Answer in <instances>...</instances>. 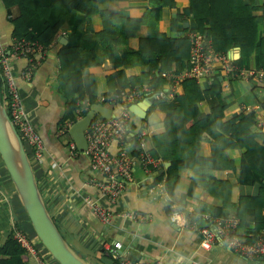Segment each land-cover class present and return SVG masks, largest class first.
I'll list each match as a JSON object with an SVG mask.
<instances>
[{"label": "crops", "instance_id": "crops-1", "mask_svg": "<svg viewBox=\"0 0 264 264\" xmlns=\"http://www.w3.org/2000/svg\"><path fill=\"white\" fill-rule=\"evenodd\" d=\"M252 1L255 7L264 4V0ZM188 4V0H175L172 7L162 9L156 29L152 25L149 28L146 24H142L134 36L126 39L124 35L132 30V21L142 19L149 11V0H110L99 4L98 13L91 18L89 25L91 29L86 30L84 24H80L77 28L81 38L84 39L83 50L78 53L81 54L83 61L85 57H91L89 50L92 49L91 58L94 63L76 74L74 97H78L82 92L83 98L75 102L73 121L67 120L61 123L67 108L71 107V102L65 97V92L58 87L57 80L58 52L73 38L67 23L55 35L46 50L45 58L35 66L29 77L23 74L28 66L27 58L19 57L10 61L24 109L43 144L40 159H33L32 163L40 194L67 244L85 259L92 260L99 258L102 253H108L104 250L106 244L113 247L114 243H120L121 248L116 251L119 259L113 258L119 264L121 259L142 263H150L157 259L179 263L193 259L203 264H264L262 258L251 260L242 258L222 244H215L207 250L203 249L201 238L196 231L181 228L169 221L171 207L181 209L184 215L191 214L194 219L197 218L200 226H206L204 216H238L239 235L248 243L256 241L264 233V207H261L260 201L255 203L256 208H260L255 215L251 209L248 210L247 204L251 203L246 199H258L262 193V184L239 181L243 148L226 149L220 162L227 165L211 169L206 176L209 179L205 178L202 183L192 184L190 169L179 170V182L172 195L165 190V176L160 182L153 184L157 176L165 173L168 163L145 169L135 159L132 166V180L114 203H109L101 197L96 183L102 181L104 177L90 169L85 153L77 150L71 154L69 149V142H74L69 134L70 127L80 120L91 105L107 106L103 101L104 97L137 89L141 92L138 100L121 106L130 112L129 107L132 105L139 103L142 106L146 105L144 102L149 97L144 90L156 92L149 85L152 68L147 63L135 62L138 57H134V63L126 65L129 61H125L124 53L137 52L141 50V45L151 49V41L146 38L148 34L156 32L171 39L185 38L189 42L187 34L195 30V22L193 18L184 14ZM15 13L16 8L12 7L8 15L0 0V37L5 44H10L13 38L14 26L10 19ZM261 13L260 10H255L252 14L260 16ZM259 37L264 39L262 27H259ZM107 47L114 50L113 58L117 62L116 66L109 58ZM228 52L232 53L234 61L240 60L239 47L231 48ZM235 65L244 69L263 70L257 66L254 54ZM171 67L174 69V64ZM162 73H173V71L160 73L162 83L159 90H169V82L162 77ZM143 75H147L146 82L131 84L130 79L137 82V79ZM213 77H218L221 81V95L225 104L222 121L233 119L241 113H251L255 117V122L250 131L258 136L264 134L256 126L258 121H264V88L254 80L235 77L220 70L219 67L214 68ZM0 78L2 81L1 75ZM196 82L201 89L210 85L206 80ZM1 84L0 95L3 100L5 96L3 81ZM181 90L182 83L177 85L174 91L181 93ZM149 101L150 105L147 106L145 114L147 118L144 122L130 112L133 117V128H131L143 127L146 131L147 149L150 148V138L163 132L165 116L157 105H153L152 100ZM114 110L118 112L119 108L114 107ZM199 110L208 114L207 102L199 103ZM64 127H68L67 133L61 134ZM255 139L258 143H262L260 136ZM128 143L131 145L128 153L134 156L135 143L132 135ZM109 149L111 153H117L118 144L112 142ZM211 153L210 143L201 142L199 155L208 158ZM0 162H2L1 158ZM206 182L228 183L231 185V192L227 197L226 192L221 188H216L214 185L205 187ZM86 199L106 206L113 213L133 211L144 216L145 219L135 221L115 215L110 223H101L85 204ZM20 222L24 224V228ZM12 223L16 227L20 226L21 229L18 228L27 236H29L28 228L33 231L5 168L0 166V244L11 231ZM34 238H36L35 234L31 239L34 241ZM37 246L46 264H58L48 252L42 251L40 246Z\"/></svg>", "mask_w": 264, "mask_h": 264}, {"label": "trees", "instance_id": "trees-1", "mask_svg": "<svg viewBox=\"0 0 264 264\" xmlns=\"http://www.w3.org/2000/svg\"><path fill=\"white\" fill-rule=\"evenodd\" d=\"M1 1L8 15L12 7L16 8V13L10 19L14 26L12 36L19 39L36 40L45 50L62 26L66 23L69 26L73 38L58 52L57 80L58 87L65 92V97L71 102V107L67 108L61 123L67 120L73 121L75 102L83 98L82 92L78 97H74L76 74L94 63L91 58L93 57L92 49L89 50L91 57H85L83 61L81 54L78 53L83 50L84 39L81 38L77 28L80 24H84L86 30L91 29L89 26L91 18L98 13L99 4L110 0ZM188 1L189 4L184 14L193 18L195 22V30L192 31L209 39L215 52L227 53L231 48L239 47L241 58L234 61L235 63H241L243 59H248L251 54H254L257 66L264 70V39L259 37V27L264 28V4L255 7L252 0L248 2L247 0ZM174 4L175 0H149V11L142 19L132 21V30L125 33L124 39L134 36L142 24H146L149 28L152 25L156 29L162 9L172 7ZM255 10H260L261 15H253ZM146 39L151 41V49L141 45V50L137 52H125L124 59L129 61L126 65L134 63V57H138L135 62L149 64L152 68L149 85L154 91H158L162 83L161 71L178 73L189 67V42L185 38H167L158 32L148 34ZM107 53L112 64L116 66L117 62L113 58L114 50L107 47ZM172 64H174V69L171 67ZM146 79L147 75H143L137 79V82H133L134 79L130 81L131 84H137L146 82ZM1 82L0 78V84ZM221 92V81L218 77H213L210 85L205 89H201L194 79H186L182 81L181 93H175L171 99L153 101V105H157L165 114L164 130L150 138L148 150L153 158L169 164L165 168V173L157 176L153 184L160 182L165 176V190L172 195L179 182V170L190 169L193 177L192 184L202 183L205 178L209 179L206 176L209 175L211 169L227 165L220 162L226 149L243 148L239 181L262 184V193L258 199H246L251 203L247 204L248 210L251 209L257 215L260 208H256L255 203L260 201L261 207H264V134L259 135L262 143H258L255 138L259 136L250 131L255 122V117L251 113H241L233 119L222 121L225 104ZM203 101L209 106L208 114L199 110V103ZM146 118L142 121L144 122ZM203 141L210 143L211 146L212 153L208 158L199 155V146ZM24 147L30 159L31 152L25 144ZM209 185L221 188L226 192L227 197L231 192V185L228 183H205V187L208 188ZM189 194L190 192L187 195ZM236 217L239 219L238 216ZM52 220L56 225L53 218ZM56 227L60 232L57 225ZM31 234L34 235L33 231ZM62 237L64 238L63 235ZM76 254L90 264H119L110 253H102L99 258L92 260L85 259L79 253ZM28 262V254L13 239L12 230L9 231L3 243L0 244V264H27Z\"/></svg>", "mask_w": 264, "mask_h": 264}, {"label": "built area", "instance_id": "built-area-1", "mask_svg": "<svg viewBox=\"0 0 264 264\" xmlns=\"http://www.w3.org/2000/svg\"><path fill=\"white\" fill-rule=\"evenodd\" d=\"M189 39V67L179 73H162V77L169 82V90H158L152 92L144 90L146 96L152 101L172 98L175 94V87L186 79L211 81L213 70L219 67L225 73L245 80H254L264 88V71L254 69H244L235 65L232 53H217L212 47L210 40L204 35L190 31ZM46 55L45 48L36 40H26L24 38L13 37L10 44H5L0 37V75L2 77L5 96L3 106L8 116L16 128L23 143L30 150L32 159L39 160L43 148L42 140L34 130L28 113L25 111L19 90L15 84L10 61L15 58L24 57L28 59V66L23 74L29 77L35 66L41 62ZM141 92L137 89L122 91L103 98L108 108L114 110L119 108L111 118L105 119L95 116L91 122L85 137L87 148L84 152L89 161L90 169L103 175V180L96 185L101 193V197L109 203H114L125 191L128 183L132 180V166L136 159L143 168L149 166L158 167L162 165L160 159L153 158L146 146V131L143 127L133 128V117L122 105L127 102H136ZM113 106V108H111ZM83 115L80 117V119ZM257 128L264 132V121L256 123ZM132 127V128H131ZM67 128L62 129L61 134L67 133ZM134 137L135 155L130 156L128 149L131 147L130 136ZM118 144V152H110V144ZM69 149L72 153L77 152L74 142H69ZM85 204L91 209L94 216L101 223H110L114 216L125 217L135 221H143L144 216L133 211L113 213L106 206L89 199ZM206 226H200L197 218L191 214L184 215L181 209L171 207L169 221L177 224L181 228L196 231L201 238L203 249H209L215 244H222L236 255L251 260L255 258L264 259V233L254 242H246L238 233L239 219L236 216L228 215L222 217L204 216ZM12 237L26 251L29 256L27 264H46L41 257L39 249L26 233L20 230L14 223L11 224ZM104 250L111 254L114 259H119L116 253L121 248L120 243H114L113 247L104 245ZM121 264H203L193 259H186L179 263H170L163 259H157L150 263L133 262L121 259Z\"/></svg>", "mask_w": 264, "mask_h": 264}, {"label": "water", "instance_id": "water-1", "mask_svg": "<svg viewBox=\"0 0 264 264\" xmlns=\"http://www.w3.org/2000/svg\"><path fill=\"white\" fill-rule=\"evenodd\" d=\"M2 102L0 99V158L35 236L58 264H89L70 248L54 224L37 186L23 141ZM144 103L145 106L139 103L129 107L130 112L139 119H144L147 106L150 105L149 99ZM115 113L104 105H91L86 114L69 129L76 149L80 152L86 151L85 134L95 116L109 119Z\"/></svg>", "mask_w": 264, "mask_h": 264}, {"label": "rangeland", "instance_id": "rangeland-1", "mask_svg": "<svg viewBox=\"0 0 264 264\" xmlns=\"http://www.w3.org/2000/svg\"><path fill=\"white\" fill-rule=\"evenodd\" d=\"M30 161H31V163H33L32 156L30 157ZM0 166H1V167H4V165L2 164V162H0ZM20 224H21L22 227L24 226V224H23L22 222H20ZM23 228H24V227H23ZM28 231H29V236H28V238L33 237L34 235H32V234L30 233V232H31V229L28 228ZM34 243H36V244H35L36 246L39 245V246H40V249H41L42 251H44V252L47 253V250H45L44 247L40 244V242H39V240H38L37 237L34 238ZM37 247H38V246H37ZM38 248H39V247H38ZM89 264H90V263H89Z\"/></svg>", "mask_w": 264, "mask_h": 264}]
</instances>
